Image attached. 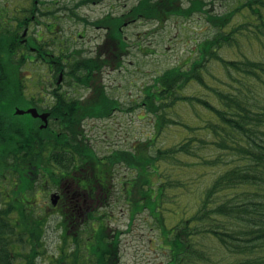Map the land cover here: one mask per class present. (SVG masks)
<instances>
[{
    "label": "trees",
    "instance_id": "16d2710c",
    "mask_svg": "<svg viewBox=\"0 0 264 264\" xmlns=\"http://www.w3.org/2000/svg\"><path fill=\"white\" fill-rule=\"evenodd\" d=\"M237 4L234 10L217 15L221 21L219 27L225 22L222 31L199 43L197 54L190 59L188 66L186 63L185 66L169 67L157 75L152 84L144 87L140 104L156 114L158 130L169 121L181 123L163 114L175 106L176 101L196 100L208 114L203 124L208 133L203 138L194 136L173 147H158L156 153H152L154 141L151 138L131 148L112 149L108 154L100 155L82 128V121L84 118L107 117L117 104L107 93L100 75L121 62L122 51L127 54L124 25L141 17L164 22L172 15L189 17L196 11L204 14L207 11L204 0H138L120 15L106 14L97 21V24L108 26L102 48L110 49L104 58L101 54H83L79 48L69 52L59 45H54L59 48L58 55L51 56L46 51L54 52V49L53 46L46 48L48 44L42 42L45 37L43 31L37 33L33 42L32 39L28 43L18 42L25 22L16 20L13 27L18 30L13 33L12 28V48L0 50V110H4L0 112V119L8 115L16 117V107L36 105L41 110H48L52 120L45 127L33 121L24 122L19 117L0 123L2 139L10 142L8 145L14 158L9 163L0 162V171L12 175L8 179L15 194L10 201L13 208L0 210V264H17L16 259H19L18 264H24L22 261L35 264L42 247L45 220L33 212L35 205L28 197L25 202L23 199L24 194L35 193L39 178L44 190L49 179L61 188L66 179L72 178L83 191L101 187L110 196L113 192L121 196L122 192L130 205L132 218L141 209L150 210L161 229L160 246L170 250L167 264H264V59L247 54L242 58H228L222 52L225 47L238 44V33L248 31L246 24L227 28L234 13L241 12L248 19L245 10H250L257 20L256 29L252 31L256 33L255 37L264 41V0H243ZM212 15L207 18L213 22ZM47 28L49 33H54L53 25ZM53 40L55 42L56 38ZM30 47H35L36 52ZM27 56L34 64L29 78L22 74ZM37 60L49 61L47 66L50 70L52 63L56 70L63 71L66 67V74L92 90L91 96L82 100L69 96L59 86L49 88L47 85L44 91L52 93L54 102L42 108L38 102L46 99L45 96L37 98L32 95L29 98L24 95L27 79L31 82L28 84L31 92L43 82L44 76L39 72ZM212 60L217 61V66L221 65L223 77L211 71L209 64ZM46 79L52 85L54 79L56 83L58 81L52 75ZM186 80L196 81L207 88V96L188 98L181 95L179 91ZM202 142L220 153L213 158L205 157L195 147ZM179 153L197 155L203 167L218 164L224 167L205 189L195 215L190 219L181 218L180 224L169 227L158 213L161 201L168 195L164 187L168 182L165 177L168 171H162L160 163H171ZM224 154L231 157V164L221 162ZM176 160L180 165L187 164L185 159L177 157ZM122 164L135 168L138 175H119ZM186 182L177 185L188 189ZM25 204L29 207L28 212L22 210L17 215L14 212L16 205ZM64 207L67 209L62 207L60 213L66 231L78 219L88 224L90 229L83 234L81 241L77 240L76 247L81 257H77L75 263L79 264L78 260L80 264H118L120 246L117 251V243L120 238L117 241V236L120 231L115 230L118 232L116 235L111 232L109 212L84 211L81 218V211L73 209V205L71 208L69 201ZM21 246L30 247L27 257ZM68 258L69 255H63L60 262Z\"/></svg>",
    "mask_w": 264,
    "mask_h": 264
},
{
    "label": "rangeland",
    "instance_id": "374dc122",
    "mask_svg": "<svg viewBox=\"0 0 264 264\" xmlns=\"http://www.w3.org/2000/svg\"><path fill=\"white\" fill-rule=\"evenodd\" d=\"M242 1L204 0L205 11H209L204 14L196 11L189 17L172 15L164 22L141 17L124 25L123 33L128 42V51L121 59L123 66L118 69H105L100 75V81L107 86L112 97L120 100L123 104L122 108L107 118H89L82 127L85 133L93 139L95 151L100 155L108 154L110 149L131 148L153 138L151 150L152 153H156L158 147H173L194 136L203 138L208 133L203 126L204 119L208 118V114L196 100L194 102L176 101L175 106L165 110L163 114L169 118L177 119L181 123L174 124L169 121L165 126L162 125L161 130L157 129L156 114L149 112L144 105L134 106L133 103L135 99L141 103L144 87L152 84L154 78L167 68L178 64L185 66L186 63L188 66L190 59L197 54L199 43L208 37H213L218 31H222L225 22L219 27L221 21L217 15L222 16L223 13L234 10L239 5L237 3ZM137 2L138 0H3L1 4L4 6L7 3L8 9L11 11L13 25H16V20H24L25 24L21 29V35L26 33L32 42L37 39V33L42 30L45 35L42 42L48 44V46L45 45L46 48L53 46L54 49V52L50 49L46 52L55 57L58 55L56 53H59V48L54 45L65 47V49H69V52L79 48L87 55H91L89 50H93L95 46L99 45V48H102L108 26L97 24V21L103 19L110 12L120 15ZM188 4L189 1L186 2V5ZM262 10L264 12V8ZM211 13H213V22L207 18ZM245 14L248 19L241 15V12L232 14L227 28L246 24L248 31L238 33V44L225 47L222 52L228 58H242L244 54H247L264 59V41H260L255 37L256 33L252 32L256 29L257 20L250 10H245ZM48 25H53L54 33L52 35L49 33ZM16 30H18L17 27H13V33ZM53 38H56L55 42ZM104 49L109 50L110 48ZM48 62L44 60V63H39V72L43 76L50 77L52 75L53 79H60L58 85L54 79V86H59L66 90L69 96L80 97L82 100L91 96L92 90L84 88L76 78L66 74V67L63 71L56 70L52 63L53 68L50 70L47 66ZM33 65L32 63L29 64V67H24L22 74L29 75ZM209 65L216 76L217 73L221 75V65L217 66L216 60H212ZM207 78L210 80L209 77ZM187 80L183 83V89L179 91L181 95H186L188 98H193L196 95L207 96V88L196 81ZM25 83L24 95L31 98L37 92V97H39L40 87L36 86V90L31 92L28 89V84L31 82L25 81ZM214 83L217 84V81ZM32 84L35 82L33 81ZM218 85L222 86L219 82ZM131 106L133 108H130ZM17 110H15L16 117L13 116V119L19 117L28 120L32 116L22 115L23 113H18ZM37 112L39 111L37 110ZM27 120L25 121L27 122ZM51 120L49 118L48 124ZM202 143L195 147L205 157L213 158L220 153L214 147L207 146L205 142ZM224 155L225 158L221 162L231 164V157L228 154ZM196 156L193 157L187 153L177 154V157L186 160L187 164L185 165H180L176 160L177 157L171 163H160V169L168 171L165 174L168 182L164 186L168 195L161 201V209L158 210V213L160 219L169 227L180 224L181 218L190 219L195 215L205 189L224 167L222 164L203 167ZM136 172L135 168L128 167L126 164L119 166V175L127 173L137 176ZM8 176L12 177L11 174ZM153 179L155 178L153 177ZM16 180L18 181L17 178ZM182 181H188L185 183L188 189L177 185ZM10 183L9 179L0 177V202L5 203L4 201L14 197L15 194L11 190ZM45 183L48 184V187L44 190L42 180L39 178L35 189L37 192L27 196L32 201L31 204L35 205L33 212L45 220L42 247L35 258V264H57V261H59L58 264H76L75 259L81 257L76 247L77 240L81 241L83 234L90 231L89 225L78 219L66 231L64 219L60 213L61 201L59 206L55 207L60 196L57 186L50 179ZM74 189L69 188L70 192L68 193H75ZM10 191L11 196H9ZM115 192L118 193V191ZM120 194L121 196H117L114 192L111 193L108 204L105 203V206L97 209V211L109 212L108 222L112 233L116 235L118 232L115 230L120 231V235L117 236V241L120 238V242L117 243V251L120 246L118 264H167L170 259V250L160 246L161 229L150 210L141 209L132 218L130 205L124 193L120 192ZM53 200L56 202L54 203ZM28 208L26 204L23 208L16 205L14 212L16 214L22 210L28 212ZM83 212H80L82 213L81 218L84 217ZM192 226H195L194 222ZM21 238L23 240V237ZM26 238L24 237V239ZM29 249L30 247L24 252L22 250L26 257ZM63 255H69V258L60 262ZM77 263L80 264L78 260Z\"/></svg>",
    "mask_w": 264,
    "mask_h": 264
},
{
    "label": "flooded vegetation",
    "instance_id": "af4514ba",
    "mask_svg": "<svg viewBox=\"0 0 264 264\" xmlns=\"http://www.w3.org/2000/svg\"><path fill=\"white\" fill-rule=\"evenodd\" d=\"M3 0H0V50L3 49H11L12 48V43H13V34H12V28H13V19L11 17V11H9L8 9V5L7 3L2 6L1 2ZM27 21V18H26ZM28 37L25 34H22L19 36V41H21L22 43H28ZM28 45V44H26ZM31 50H33V52H36V48L35 47H30ZM100 49V50H99ZM90 54L89 56H100L101 54V58L107 56L108 50H105L104 48H99L98 46H95V48L93 50H89ZM84 54V52H82ZM28 55V54H27ZM87 55V54H86ZM124 57L123 51H122V56L121 59ZM31 62V58L30 56H27L26 58V65ZM118 65H120V62H118L117 64L114 65V67H117ZM37 96V94H33V96ZM51 95V93H40V96H47L45 101L43 102V104H51L53 101L48 98ZM80 98V97H79ZM40 103V102H38ZM121 110V105L118 103V105H116L113 108V113L115 112H119ZM4 110H0V112H2ZM40 112H44L47 110H39ZM49 112V111H48ZM26 115H31L30 113H24ZM22 114V115H24ZM50 118V116H49ZM5 120L10 121L13 120L12 116L10 117V115H8L7 117H3L0 119V123L4 122ZM23 120V119H21ZM27 120V119H25ZM25 120H23L24 122H26ZM88 120V118H84L82 123L83 126L85 125V122ZM29 121H33L35 123H37L39 126L42 125L43 123V119L40 116H31V118H29L27 120ZM3 133L0 132V162L1 163H9L11 161H13V153L11 150V146L8 145L10 142L7 140H3ZM8 175H10L9 173L6 172V174H4L2 171H0V177L1 179H8ZM17 182V181H16ZM66 182V183H65ZM63 184H61V188H57V191L59 192L60 196L57 199L56 202V206H59V202H60V210H62V207L66 210L67 208H65L64 206L66 205V202L69 201L71 204V208L73 205V209H76L78 211H95L98 208H102V206H105L104 204H108V200L110 198V193H104L103 189L100 187L98 190H93L92 189H88L86 191H83V189H81L78 185V183L76 182L75 179H66ZM65 185V187H64ZM64 187V188H63ZM76 188L74 189L75 193H68L69 188ZM78 187V189H77ZM11 191L9 192V196H11ZM75 197V198H74ZM24 198L23 202H25V200L27 201V196L24 194ZM10 201H13V198L10 200H6L3 202H0V210H7L10 208H13V206L10 205ZM20 206V205H19ZM21 208H23V206H20ZM27 207V205H26ZM2 246L0 245V248ZM21 248L23 249V252L25 250L28 249V247L25 246H21ZM16 262L18 264L19 259H16ZM27 262V261H26ZM25 261H22V263L26 264Z\"/></svg>",
    "mask_w": 264,
    "mask_h": 264
},
{
    "label": "water",
    "instance_id": "95a60500",
    "mask_svg": "<svg viewBox=\"0 0 264 264\" xmlns=\"http://www.w3.org/2000/svg\"><path fill=\"white\" fill-rule=\"evenodd\" d=\"M18 110H17V112L18 113H24L25 112V110H23V109H19V108H17ZM27 112H31L34 116H38L39 115V113L37 112V109L36 108H29V109H27ZM41 117L45 120V122L47 123V117H48V113H42L41 114ZM53 202L55 203L56 202V200H53Z\"/></svg>",
    "mask_w": 264,
    "mask_h": 264
}]
</instances>
